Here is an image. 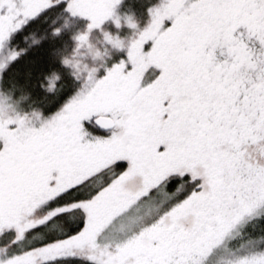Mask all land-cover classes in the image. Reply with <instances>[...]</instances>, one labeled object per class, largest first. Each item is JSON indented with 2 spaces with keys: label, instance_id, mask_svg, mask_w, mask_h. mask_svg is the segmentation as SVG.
Returning a JSON list of instances; mask_svg holds the SVG:
<instances>
[{
  "label": "snow or ice",
  "instance_id": "obj_1",
  "mask_svg": "<svg viewBox=\"0 0 264 264\" xmlns=\"http://www.w3.org/2000/svg\"><path fill=\"white\" fill-rule=\"evenodd\" d=\"M0 264H264V0H0Z\"/></svg>",
  "mask_w": 264,
  "mask_h": 264
}]
</instances>
